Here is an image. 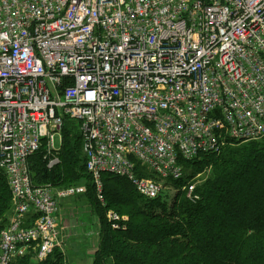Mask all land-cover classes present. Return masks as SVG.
I'll list each match as a JSON object with an SVG mask.
<instances>
[{
  "label": "built area",
  "instance_id": "2783aa9c",
  "mask_svg": "<svg viewBox=\"0 0 264 264\" xmlns=\"http://www.w3.org/2000/svg\"><path fill=\"white\" fill-rule=\"evenodd\" d=\"M67 124L100 203L105 174L156 200L184 162L263 139L264 0H0V173L15 203L0 264L65 243L61 202L87 188L38 185L29 163L61 165Z\"/></svg>",
  "mask_w": 264,
  "mask_h": 264
},
{
  "label": "trees",
  "instance_id": "16d2710c",
  "mask_svg": "<svg viewBox=\"0 0 264 264\" xmlns=\"http://www.w3.org/2000/svg\"><path fill=\"white\" fill-rule=\"evenodd\" d=\"M75 128L67 124L64 130L61 168L48 170L43 158L36 155L29 164L38 185L68 187L81 184L85 178L91 182L84 196L102 229L92 264H264L263 141L235 142L221 155L184 162V178L168 183L178 190L172 204L168 202V193L148 200L137 193L128 179L105 174L104 207L97 198L91 176L86 173L82 142ZM235 146L239 148L234 149ZM202 167H211L210 175L189 199L188 188L194 185L192 181L197 175L192 170L199 171ZM137 171L140 177L146 176L142 169ZM0 175L2 211L10 208V191L6 176ZM110 208H118L121 216L124 213L129 217L122 224L127 226L126 230L112 229L107 218ZM130 243L133 245L129 246ZM53 256L52 262L40 264H63L59 250L49 259ZM17 262L30 264L23 259Z\"/></svg>",
  "mask_w": 264,
  "mask_h": 264
},
{
  "label": "rangeland",
  "instance_id": "374dc122",
  "mask_svg": "<svg viewBox=\"0 0 264 264\" xmlns=\"http://www.w3.org/2000/svg\"><path fill=\"white\" fill-rule=\"evenodd\" d=\"M63 141H64V134H63ZM261 141L264 142V138L261 140L252 141V142H261ZM56 145H57V147H59L58 138L56 140ZM235 148H239V147L235 146L234 149ZM36 156L39 158L40 157L43 158V162H45V160H44L45 158H44L43 153L40 152ZM41 161H42V159H41ZM60 163H61V165H58L56 168H58L59 166L61 168L63 163L62 162H60ZM55 169H53V171H55ZM210 170H211V167H207V168L202 167L201 169H199V171H201L200 173H198L199 171L197 169L192 170V171H195L197 173L196 177L192 181L194 183V185H192V186H195V190H196L197 186L204 183L206 176L210 175V172H211ZM137 173L139 174L138 171H137ZM0 174H2V173H0ZM143 174L146 175V176L142 177L145 180H147V179L148 180H155L154 176H149L146 173H144V171H143ZM0 176L2 177V175H0ZM4 179H6V177ZM89 182L90 181L86 180V178H85L84 181L81 182V184H73V185L68 186V187L62 186V185H54L52 183H49V184L41 183L40 185L41 186L51 185L52 188H54V189H65V188L74 187V186H76V187L84 186L85 188H87V191H88ZM6 187H7V190L9 192L10 188H9L7 179H6ZM166 193L169 194L168 202L170 204H172L173 200L175 199V196L178 194V190L174 186L168 185L164 194H166ZM104 198H105V196H104ZM188 198L190 199L191 197H188ZM9 200H10V208L8 210L0 211V234H1L2 230H4L7 226H9V224L12 220V217H13V213L15 211V203H14L13 197L11 195V192H9ZM105 202H106V200L104 199V202H101V203L106 205ZM61 208H62V214L59 215V221H60L59 224H60L61 231H64V242L65 243H63L62 246H60V248L58 250L61 252V254L63 256V259H62L63 264H91L90 261H93L92 258L98 250V243L100 242V234H101V230H102L98 217L95 216L90 203L85 200V196H75L73 198L63 200L61 202ZM108 211L110 212L109 214L114 213V215L116 214L119 217H121V221L120 222L118 221V222L123 228H121L119 230H126L127 226L122 225V224H124V222H128L129 217H127L124 213H123L124 216H121L122 213L118 208H110ZM109 214H107L108 219H109ZM84 218L86 220H84ZM30 220H32V222H33V220L35 221L34 218H28V219H26L25 225H27V226L31 225V223H29ZM68 222H70V223H68ZM65 226H68V227L65 228ZM64 228H65V230H64ZM130 244L131 245H129V246L133 245V243H130ZM134 248H136V247H130V249H134ZM29 250H30L29 252H27L24 256L19 257L13 264H15V263L18 264L17 261L21 260V259H23L26 262H30V264H40L41 262H44V263L52 262L53 258L55 256L54 255L50 259H49V257H50L49 256L47 259L41 260L39 258L40 255L37 252H35L37 250L35 248V246L30 248ZM28 259H30V261H28Z\"/></svg>",
  "mask_w": 264,
  "mask_h": 264
},
{
  "label": "bare ground",
  "instance_id": "6f19581e",
  "mask_svg": "<svg viewBox=\"0 0 264 264\" xmlns=\"http://www.w3.org/2000/svg\"><path fill=\"white\" fill-rule=\"evenodd\" d=\"M184 175H185V173H184ZM169 181H173V182H174L175 180H169ZM169 181H168V182H169ZM178 181H179V180H178ZM72 188H76V186H74V187H69V188H65V189H54V188H53V189L56 190V191H58V190L61 191V190H67V189H72ZM86 194H88V191H86V192L83 194V196L86 195ZM101 204H102L104 207H106L105 204H103V203H101ZM108 213H109V211H107V214H108ZM108 221L112 224V225H111L112 228H113V229H116V227H115V225H116L115 222H113V221H111V220H109V219H108ZM34 246H35V245H34ZM34 246H32V247H34ZM35 248H36V246H35ZM36 249H37V248H36ZM58 249H59V248H58ZM58 249H57V250H58ZM29 251H30V250H28L27 252H29ZM36 251H37V253L39 252L38 249H37ZM55 252H56V251H55ZM55 252H54V253H55ZM52 255H53V254H52ZM50 257H51V255H50Z\"/></svg>",
  "mask_w": 264,
  "mask_h": 264
},
{
  "label": "crops",
  "instance_id": "0c3cea01",
  "mask_svg": "<svg viewBox=\"0 0 264 264\" xmlns=\"http://www.w3.org/2000/svg\"><path fill=\"white\" fill-rule=\"evenodd\" d=\"M67 208V207H66ZM84 220H86L85 218H84ZM68 223H70V222H68ZM90 263L92 264V261H90Z\"/></svg>",
  "mask_w": 264,
  "mask_h": 264
}]
</instances>
